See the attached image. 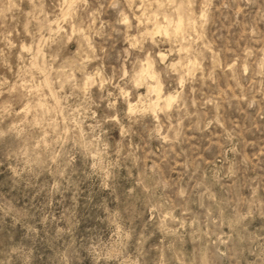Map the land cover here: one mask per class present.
<instances>
[{"label": "rangeland", "instance_id": "rangeland-1", "mask_svg": "<svg viewBox=\"0 0 264 264\" xmlns=\"http://www.w3.org/2000/svg\"><path fill=\"white\" fill-rule=\"evenodd\" d=\"M0 264H264V0H0Z\"/></svg>", "mask_w": 264, "mask_h": 264}, {"label": "bare ground", "instance_id": "bare-ground-1", "mask_svg": "<svg viewBox=\"0 0 264 264\" xmlns=\"http://www.w3.org/2000/svg\"><path fill=\"white\" fill-rule=\"evenodd\" d=\"M67 2V0H66ZM151 19V18H150ZM155 22V21H154ZM153 23V22H152ZM155 26L154 27V30L150 33L152 36L156 35V34H166L167 36L170 35V32L169 30L166 29V27L164 25H162L160 22L159 23H156V24H153ZM183 25H184V20L181 18L178 22V24L176 25V28H175V34L178 36L182 33V29H183ZM185 28V27H184ZM175 35V36H176ZM40 53V51L38 52ZM36 57V55H35ZM164 58V56H163ZM38 62V60H36ZM34 64V63H33ZM32 64V65H33ZM149 64V63H148ZM34 67H36L35 65H33ZM151 67L148 65L146 66L145 70H144V80H148V79H152V80H155L156 77L154 76L152 70L150 69ZM41 69V67H40ZM90 79V78H89ZM48 83V82H47ZM149 85V84H148ZM50 90V89H49ZM149 90L150 92H153V93H156V101L153 102L154 106H155V109L157 108H160V107H164V108H171L173 105H174V102L176 100V96L172 93H164L163 92V88H162V84L157 81L156 82V85H149ZM53 96V95H52ZM153 106V105H152ZM153 106V107H154ZM134 107L131 106V110H133ZM162 109V108H161Z\"/></svg>", "mask_w": 264, "mask_h": 264}]
</instances>
